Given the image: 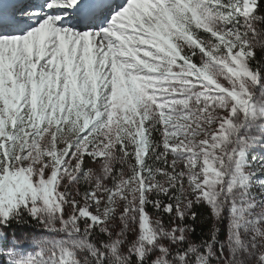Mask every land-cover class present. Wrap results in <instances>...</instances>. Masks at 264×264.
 I'll return each mask as SVG.
<instances>
[{"label":"snow or ice","instance_id":"6c2138e0","mask_svg":"<svg viewBox=\"0 0 264 264\" xmlns=\"http://www.w3.org/2000/svg\"><path fill=\"white\" fill-rule=\"evenodd\" d=\"M0 264H264V0H0Z\"/></svg>","mask_w":264,"mask_h":264},{"label":"trees","instance_id":"16d2710c","mask_svg":"<svg viewBox=\"0 0 264 264\" xmlns=\"http://www.w3.org/2000/svg\"><path fill=\"white\" fill-rule=\"evenodd\" d=\"M196 211H197L198 214L201 215V216L206 215V212L204 211V209H196ZM196 227H197V232L199 233V231H200V229H201V227H202V225L200 224L199 221H197V225H196Z\"/></svg>","mask_w":264,"mask_h":264},{"label":"rangeland","instance_id":"374dc122","mask_svg":"<svg viewBox=\"0 0 264 264\" xmlns=\"http://www.w3.org/2000/svg\"><path fill=\"white\" fill-rule=\"evenodd\" d=\"M37 0H31V2H36ZM257 155H259L260 154V150L259 149H257V153H256Z\"/></svg>","mask_w":264,"mask_h":264},{"label":"bare ground","instance_id":"6f19581e","mask_svg":"<svg viewBox=\"0 0 264 264\" xmlns=\"http://www.w3.org/2000/svg\"><path fill=\"white\" fill-rule=\"evenodd\" d=\"M39 2H40V0H37V1H36V3H39Z\"/></svg>","mask_w":264,"mask_h":264}]
</instances>
